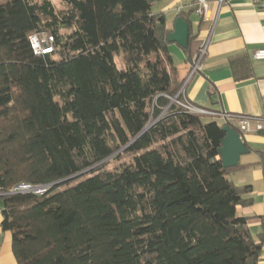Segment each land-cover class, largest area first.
I'll return each instance as SVG.
<instances>
[{
	"label": "trees",
	"instance_id": "1",
	"mask_svg": "<svg viewBox=\"0 0 264 264\" xmlns=\"http://www.w3.org/2000/svg\"><path fill=\"white\" fill-rule=\"evenodd\" d=\"M57 1L0 0L1 229L17 264H257L237 215L251 187L218 153L238 128L172 102L183 82L158 0ZM31 35L53 52L34 55ZM23 184L46 192L11 194Z\"/></svg>",
	"mask_w": 264,
	"mask_h": 264
},
{
	"label": "crops",
	"instance_id": "2",
	"mask_svg": "<svg viewBox=\"0 0 264 264\" xmlns=\"http://www.w3.org/2000/svg\"><path fill=\"white\" fill-rule=\"evenodd\" d=\"M196 1L158 0L152 6L154 14L164 16L170 31L177 16L183 14L191 23L189 40L195 38V49L207 42L201 67L192 75L193 58H189L194 56V48L187 52L176 44L168 46L177 77L184 85V99L211 112L252 118L264 128V60L252 59V54L264 47V9L250 5L247 0H223L220 5L218 0H205L209 12L206 20H200L191 8ZM231 58L234 73L240 75L247 64L251 75L237 81ZM214 120L225 124L222 119ZM242 140L250 153L240 158L242 167L231 171L228 177L235 186L251 187V193L244 196L250 203L238 207L237 215L246 218L251 238L261 243L257 264H264V161L261 158L264 157V131H256L252 123L250 132L242 135ZM1 210L0 203V264H17L11 233L1 229Z\"/></svg>",
	"mask_w": 264,
	"mask_h": 264
},
{
	"label": "built area",
	"instance_id": "3",
	"mask_svg": "<svg viewBox=\"0 0 264 264\" xmlns=\"http://www.w3.org/2000/svg\"><path fill=\"white\" fill-rule=\"evenodd\" d=\"M248 3L254 7H258L260 9H264V0H247ZM219 5L223 2V0H218ZM208 2L205 0H197L194 5L191 6L193 13L200 19L206 20L209 12ZM30 48L34 55H46L51 54L53 51V38L52 37H44L38 38L35 35H31L29 37ZM207 42L203 43L200 46L198 53L193 57L191 64V75L198 71L201 67L202 61L206 54ZM252 59L256 61L264 60V47L256 50L252 54ZM184 85L177 94V96L172 99L173 103L178 104L183 110L187 113L202 117H207L210 119H222L226 122H235L236 127L238 128L239 134L242 136L251 130V124L255 123L256 131H262L264 128L260 122L249 118V117H237L230 116L227 114H219L215 112H211L209 110L199 108L197 106L192 105L186 100L178 101L177 97L180 94H183ZM255 121V122H254ZM33 193L34 195H42L46 192V189L43 187L33 188L29 185H18L11 191V194L18 193Z\"/></svg>",
	"mask_w": 264,
	"mask_h": 264
},
{
	"label": "water",
	"instance_id": "4",
	"mask_svg": "<svg viewBox=\"0 0 264 264\" xmlns=\"http://www.w3.org/2000/svg\"><path fill=\"white\" fill-rule=\"evenodd\" d=\"M190 28V22H186L181 18H176L173 25V31H171L167 36L168 44H176L180 48L185 49L190 37ZM156 121H154L147 129H145L137 138L143 135L154 123H156ZM222 131L225 136L222 139L221 147L218 150L222 166L225 169L236 168L240 166V158L242 156L248 155L250 153V150L243 142L242 136L235 129L229 126H223ZM89 171L91 170L84 171L76 176L52 184L50 187L65 183L69 180H73L88 173Z\"/></svg>",
	"mask_w": 264,
	"mask_h": 264
},
{
	"label": "rangeland",
	"instance_id": "5",
	"mask_svg": "<svg viewBox=\"0 0 264 264\" xmlns=\"http://www.w3.org/2000/svg\"><path fill=\"white\" fill-rule=\"evenodd\" d=\"M51 2L54 8L56 9V11H60L62 9V5L57 0H51ZM124 159H127V158L124 157ZM105 163L106 164L108 163L107 164L108 169L112 168L115 165V162L112 161L111 159H108Z\"/></svg>",
	"mask_w": 264,
	"mask_h": 264
}]
</instances>
